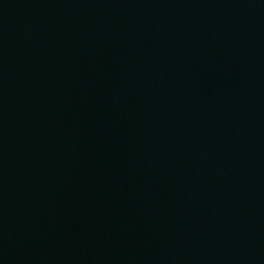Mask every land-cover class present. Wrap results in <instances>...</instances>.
Listing matches in <instances>:
<instances>
[{"label":"water","instance_id":"95a60500","mask_svg":"<svg viewBox=\"0 0 264 264\" xmlns=\"http://www.w3.org/2000/svg\"><path fill=\"white\" fill-rule=\"evenodd\" d=\"M0 264H264V0H0Z\"/></svg>","mask_w":264,"mask_h":264}]
</instances>
